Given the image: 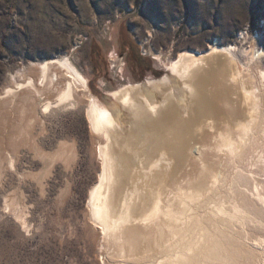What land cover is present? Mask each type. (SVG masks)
<instances>
[{"label":"bare ground","instance_id":"bare-ground-1","mask_svg":"<svg viewBox=\"0 0 264 264\" xmlns=\"http://www.w3.org/2000/svg\"><path fill=\"white\" fill-rule=\"evenodd\" d=\"M243 34L180 51L162 76L128 81L106 102L65 54L0 94L3 110L17 101L32 114L86 98L101 160L88 209L101 247L114 246L108 262L264 264V46ZM32 147L75 158L65 141Z\"/></svg>","mask_w":264,"mask_h":264},{"label":"rangeland","instance_id":"rangeland-1","mask_svg":"<svg viewBox=\"0 0 264 264\" xmlns=\"http://www.w3.org/2000/svg\"><path fill=\"white\" fill-rule=\"evenodd\" d=\"M242 33L264 46V0H0V94L35 75L30 66L65 54L106 102L128 81L162 76L180 51ZM3 101L0 158L15 160L0 166V264H112L114 246L101 247L89 216L101 160L86 98L34 114L17 101L5 111ZM32 141L45 152L65 141L75 158L48 159Z\"/></svg>","mask_w":264,"mask_h":264}]
</instances>
